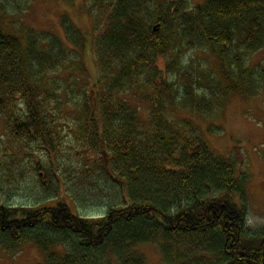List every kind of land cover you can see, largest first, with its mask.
I'll list each match as a JSON object with an SVG mask.
<instances>
[{
	"label": "trees",
	"instance_id": "obj_1",
	"mask_svg": "<svg viewBox=\"0 0 264 264\" xmlns=\"http://www.w3.org/2000/svg\"><path fill=\"white\" fill-rule=\"evenodd\" d=\"M84 1L101 72L96 85L84 83L86 42L68 18L63 25L74 48L48 32L18 36L0 27V117L13 138L41 143L54 156L69 131L84 166L120 187L122 204H109L94 220L60 201L38 209L0 204V248L16 254L32 243L43 264H148L140 251L148 244L159 247L160 264H264V230L247 224L236 162L198 139L190 122L185 131L175 122L177 108L211 114L221 97L238 91L236 79L245 94L263 82L264 73L249 65L264 49V0L196 7L191 0ZM188 49L214 55L220 70H185L180 85L161 83L158 59L167 58L173 72ZM148 87L147 125L130 100ZM48 163L36 171L49 174L45 190L57 191L60 166ZM4 168L11 170L0 147V189Z\"/></svg>",
	"mask_w": 264,
	"mask_h": 264
},
{
	"label": "rangeland",
	"instance_id": "obj_2",
	"mask_svg": "<svg viewBox=\"0 0 264 264\" xmlns=\"http://www.w3.org/2000/svg\"><path fill=\"white\" fill-rule=\"evenodd\" d=\"M206 1L191 0V5L196 7ZM64 18H68V23L80 30L86 42L85 50L81 53L86 72L83 76L86 78L84 83L89 79L91 86L96 85L101 72L93 46V18L84 0H0V27L4 32L18 36L23 35L27 29L48 32L74 48L67 38ZM176 64L178 69L170 72L168 68L171 66H168L167 58L158 59L157 67L162 72V78L158 77V80L161 83L171 81L180 85L179 79L185 70L193 73L202 72L204 67L211 71L220 70L217 58L205 51L185 50L179 61L173 62V65ZM249 69L264 73V49L250 57ZM61 77L67 79L68 73ZM233 85L238 86V91L221 97L220 105L211 114L197 115L193 111L177 108L175 122L181 120L177 127L184 131L186 127L182 126L186 125L185 122H190L192 126H196L192 129L198 139L221 157L236 162L238 178L242 180L244 188V193L237 195V199L246 211L247 224L251 230L259 232L264 230V79L247 94L242 92L240 80L236 79ZM147 90L145 94L130 101L134 107H140V117L148 125L153 107V90L150 87ZM73 106H68V110ZM70 134L69 131L63 132L64 144L59 146L54 156L41 143L27 145L13 138L0 117V147L4 162L11 166L10 171L3 169L0 204L21 209H38L60 201L66 203L73 213L89 220L106 215L111 203L113 206H120V187L114 189L113 181H107V176L102 178L91 168L84 166L87 161L81 158L80 148ZM89 158L93 159V156ZM49 160L51 165L60 166L53 175L58 185L57 191L45 190L41 182L49 174L45 170L36 171L39 163L49 164ZM123 199L125 200L124 196ZM140 251L148 264H160L161 254L157 245H143ZM45 259L42 251L32 243H25L16 254L7 253L0 248V264H43Z\"/></svg>",
	"mask_w": 264,
	"mask_h": 264
},
{
	"label": "water",
	"instance_id": "obj_3",
	"mask_svg": "<svg viewBox=\"0 0 264 264\" xmlns=\"http://www.w3.org/2000/svg\"><path fill=\"white\" fill-rule=\"evenodd\" d=\"M158 29V26L157 27H155V30H157Z\"/></svg>",
	"mask_w": 264,
	"mask_h": 264
}]
</instances>
